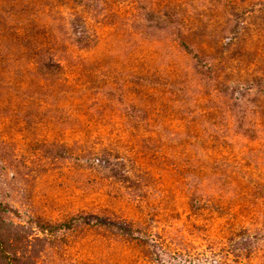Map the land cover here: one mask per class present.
<instances>
[{
	"label": "rangeland",
	"instance_id": "1",
	"mask_svg": "<svg viewBox=\"0 0 264 264\" xmlns=\"http://www.w3.org/2000/svg\"><path fill=\"white\" fill-rule=\"evenodd\" d=\"M0 238L264 264V0H0Z\"/></svg>",
	"mask_w": 264,
	"mask_h": 264
},
{
	"label": "trees",
	"instance_id": "2",
	"mask_svg": "<svg viewBox=\"0 0 264 264\" xmlns=\"http://www.w3.org/2000/svg\"><path fill=\"white\" fill-rule=\"evenodd\" d=\"M16 258L10 252L6 242L0 238V264H15Z\"/></svg>",
	"mask_w": 264,
	"mask_h": 264
}]
</instances>
